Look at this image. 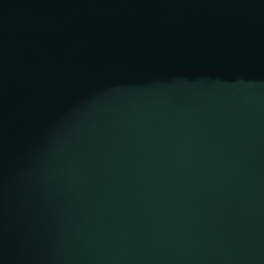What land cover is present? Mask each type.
Returning a JSON list of instances; mask_svg holds the SVG:
<instances>
[{
  "label": "water",
  "instance_id": "95a60500",
  "mask_svg": "<svg viewBox=\"0 0 264 264\" xmlns=\"http://www.w3.org/2000/svg\"><path fill=\"white\" fill-rule=\"evenodd\" d=\"M0 264H264V0H0Z\"/></svg>",
  "mask_w": 264,
  "mask_h": 264
}]
</instances>
